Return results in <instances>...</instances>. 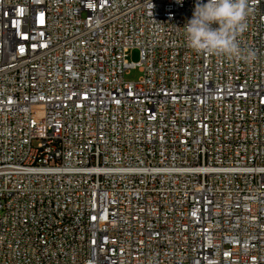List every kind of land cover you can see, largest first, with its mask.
I'll list each match as a JSON object with an SVG mask.
<instances>
[{
	"label": "built area",
	"instance_id": "1",
	"mask_svg": "<svg viewBox=\"0 0 264 264\" xmlns=\"http://www.w3.org/2000/svg\"><path fill=\"white\" fill-rule=\"evenodd\" d=\"M195 3L0 0V264H264V0L250 62Z\"/></svg>",
	"mask_w": 264,
	"mask_h": 264
},
{
	"label": "clouds",
	"instance_id": "2",
	"mask_svg": "<svg viewBox=\"0 0 264 264\" xmlns=\"http://www.w3.org/2000/svg\"><path fill=\"white\" fill-rule=\"evenodd\" d=\"M252 10L250 0H196L193 16L183 27L187 47L206 56L254 60L256 52L243 49L238 39L247 30Z\"/></svg>",
	"mask_w": 264,
	"mask_h": 264
},
{
	"label": "rangeland",
	"instance_id": "3",
	"mask_svg": "<svg viewBox=\"0 0 264 264\" xmlns=\"http://www.w3.org/2000/svg\"><path fill=\"white\" fill-rule=\"evenodd\" d=\"M129 61L137 64L140 61V51L138 49H133L129 54ZM141 72L138 68L131 70L125 75L126 81L137 82L141 77Z\"/></svg>",
	"mask_w": 264,
	"mask_h": 264
}]
</instances>
